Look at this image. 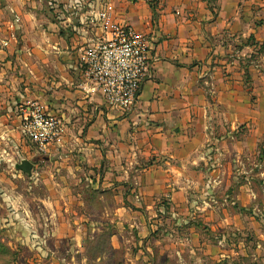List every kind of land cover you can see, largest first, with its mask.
<instances>
[{"label":"crops","instance_id":"obj_1","mask_svg":"<svg viewBox=\"0 0 264 264\" xmlns=\"http://www.w3.org/2000/svg\"><path fill=\"white\" fill-rule=\"evenodd\" d=\"M101 10L151 41L148 74L128 112L88 92L77 67L81 50L105 36ZM260 44L264 0H0V139H25L16 110L25 102L65 123L59 145L44 154L28 146L24 156L28 176L40 173L47 191L49 236L70 208L76 236L82 221L92 230L99 220L115 223L109 240L134 228L143 263L153 251L170 252V220L191 228V190L227 187L240 172L247 191L254 169L239 161L264 141ZM243 196L219 204L239 209ZM198 216L217 229L238 212Z\"/></svg>","mask_w":264,"mask_h":264},{"label":"rangeland","instance_id":"obj_2","mask_svg":"<svg viewBox=\"0 0 264 264\" xmlns=\"http://www.w3.org/2000/svg\"><path fill=\"white\" fill-rule=\"evenodd\" d=\"M15 137L0 139V264H264V183L259 174L264 172V141L257 143L255 154L248 161L244 157L239 161L254 169L247 191L245 174L240 172L233 174L237 178L235 185L231 181L233 185L228 183L227 187L205 189L207 196L219 201L213 205L199 199L204 190H191L189 195L196 201L190 207L194 217L189 220L191 228L176 226V221L170 220V252L153 251L142 263L143 253L136 251L134 228L128 227L109 240L112 231L117 234L115 223L99 220L92 230L82 221L81 230L77 229L81 233L76 236L73 230L77 220L72 219L70 208L62 212L58 235L49 236L53 228L44 218L49 217L51 209L45 204L47 191L41 184V169L37 170L39 176L29 177L15 167L26 156L28 146L35 147L28 140ZM236 192L248 197L243 199L244 204H237L239 209L224 203L220 206L223 198ZM215 207L223 208L227 215L238 212V219L222 221V227L216 229L215 220L205 222L198 216L208 209L214 212ZM138 253L139 257L132 260Z\"/></svg>","mask_w":264,"mask_h":264},{"label":"built area","instance_id":"obj_3","mask_svg":"<svg viewBox=\"0 0 264 264\" xmlns=\"http://www.w3.org/2000/svg\"><path fill=\"white\" fill-rule=\"evenodd\" d=\"M97 17L105 36L81 50L77 64L81 81L88 92H98L110 107L131 111L148 74L149 35L143 29L115 22L104 10ZM16 110L21 135L38 154L59 145L65 129L60 116L37 101L20 104Z\"/></svg>","mask_w":264,"mask_h":264},{"label":"water","instance_id":"obj_4","mask_svg":"<svg viewBox=\"0 0 264 264\" xmlns=\"http://www.w3.org/2000/svg\"><path fill=\"white\" fill-rule=\"evenodd\" d=\"M16 169L22 171L23 173L29 175L32 167V163L28 159H20L17 163H15Z\"/></svg>","mask_w":264,"mask_h":264},{"label":"trees","instance_id":"obj_5","mask_svg":"<svg viewBox=\"0 0 264 264\" xmlns=\"http://www.w3.org/2000/svg\"><path fill=\"white\" fill-rule=\"evenodd\" d=\"M260 50H264V45L260 44L258 47Z\"/></svg>","mask_w":264,"mask_h":264}]
</instances>
